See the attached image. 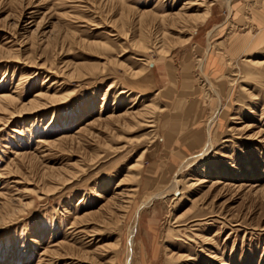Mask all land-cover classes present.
<instances>
[{"label": "rangeland", "instance_id": "374dc122", "mask_svg": "<svg viewBox=\"0 0 264 264\" xmlns=\"http://www.w3.org/2000/svg\"><path fill=\"white\" fill-rule=\"evenodd\" d=\"M231 6L0 0V264H264V0Z\"/></svg>", "mask_w": 264, "mask_h": 264}, {"label": "bare ground", "instance_id": "6f19581e", "mask_svg": "<svg viewBox=\"0 0 264 264\" xmlns=\"http://www.w3.org/2000/svg\"><path fill=\"white\" fill-rule=\"evenodd\" d=\"M231 1L232 0H227V2H228V5H230V7L232 8V6H231ZM218 27V26H217ZM212 32L213 31H211V34H212ZM209 35H210V33H209ZM210 49H212V43L210 42V46L208 47V50H210ZM211 51V50H210ZM206 58H208V57H206ZM207 61V59H204V58H202L201 60H200V62H201V65H199V67H200V70L201 71H204V65H205V62ZM203 73V72H202ZM208 80V79H207ZM209 81H210V79H209ZM210 83V82H209ZM217 95H218V93H217ZM45 105V104H44ZM221 109L219 110V112H217V114L213 117V119H212V123H214L217 119H218V117H219V115H221ZM220 118V117H219ZM212 123H210V124H212ZM209 129V128H208ZM209 140H210V142H209V144L211 145V142H212V138H211V136H209ZM180 180H176V182H179ZM160 196V194H157L155 197L157 198V197H159ZM155 198V199H156ZM147 204V202H145L144 203V205H146ZM128 261V260H127Z\"/></svg>", "mask_w": 264, "mask_h": 264}, {"label": "crops", "instance_id": "0c3cea01", "mask_svg": "<svg viewBox=\"0 0 264 264\" xmlns=\"http://www.w3.org/2000/svg\"><path fill=\"white\" fill-rule=\"evenodd\" d=\"M216 28H218V27H216ZM213 31H214V30H213ZM210 35H212V34H210ZM210 35H209V36H210ZM191 123H192V122H191ZM191 123H190V124H191ZM190 124H189V125H190Z\"/></svg>", "mask_w": 264, "mask_h": 264}]
</instances>
